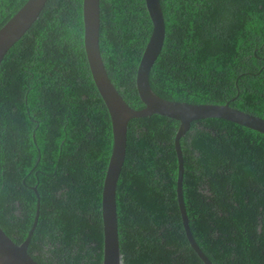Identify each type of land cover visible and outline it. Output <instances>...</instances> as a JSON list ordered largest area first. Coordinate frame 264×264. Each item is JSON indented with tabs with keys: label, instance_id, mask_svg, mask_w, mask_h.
<instances>
[{
	"label": "trees",
	"instance_id": "obj_1",
	"mask_svg": "<svg viewBox=\"0 0 264 264\" xmlns=\"http://www.w3.org/2000/svg\"><path fill=\"white\" fill-rule=\"evenodd\" d=\"M26 0H0V27ZM164 41L148 86L159 98L264 119V0H159ZM98 49L117 93L151 33L143 0H98ZM142 108L140 103L138 109ZM178 123L135 118L115 197L122 264H202L175 199ZM190 234L212 264H264V135L193 121L178 141ZM107 112L82 47L81 0H46L0 64V229L36 264H100ZM34 188V191L32 190Z\"/></svg>",
	"mask_w": 264,
	"mask_h": 264
},
{
	"label": "water",
	"instance_id": "obj_2",
	"mask_svg": "<svg viewBox=\"0 0 264 264\" xmlns=\"http://www.w3.org/2000/svg\"><path fill=\"white\" fill-rule=\"evenodd\" d=\"M46 0H26L24 4L0 27V64L8 49L37 19ZM151 24V33L140 55L135 75L116 92L110 83L98 49V0H81L82 47L91 81L107 112L111 133V148L107 159L101 191V263L122 264L117 242L115 197L125 154L126 127L135 118L158 115L178 123L173 137L176 158L175 199L182 231L189 248L202 264H212L193 240L186 219L181 196L182 157L179 138L193 121L207 118L222 119L264 135V119L249 115L228 106L188 104L167 101L156 96L148 83L155 69L164 41V18L159 0H143ZM142 108L138 109L139 104ZM34 191V188H32ZM31 226L24 240L15 245L0 229V264H36L26 248L38 218V197Z\"/></svg>",
	"mask_w": 264,
	"mask_h": 264
}]
</instances>
